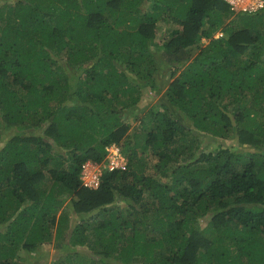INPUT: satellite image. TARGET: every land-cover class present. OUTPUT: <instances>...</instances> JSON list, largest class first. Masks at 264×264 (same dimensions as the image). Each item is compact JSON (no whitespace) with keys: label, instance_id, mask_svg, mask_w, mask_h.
<instances>
[{"label":"trees","instance_id":"1","mask_svg":"<svg viewBox=\"0 0 264 264\" xmlns=\"http://www.w3.org/2000/svg\"><path fill=\"white\" fill-rule=\"evenodd\" d=\"M110 142L125 167L84 185ZM52 240L50 264H264V7L0 0V264Z\"/></svg>","mask_w":264,"mask_h":264},{"label":"built area","instance_id":"2","mask_svg":"<svg viewBox=\"0 0 264 264\" xmlns=\"http://www.w3.org/2000/svg\"><path fill=\"white\" fill-rule=\"evenodd\" d=\"M229 9L232 12H254L264 7V0H226ZM90 160L82 164L80 177L84 185L96 187L98 185L102 171L107 168L113 170L115 168H124L126 164L125 157L116 142H110L105 145V154L101 161H95L93 168L89 164ZM91 168V169H89Z\"/></svg>","mask_w":264,"mask_h":264},{"label":"rangeland","instance_id":"3","mask_svg":"<svg viewBox=\"0 0 264 264\" xmlns=\"http://www.w3.org/2000/svg\"><path fill=\"white\" fill-rule=\"evenodd\" d=\"M221 31L217 30L216 31V36L220 35ZM207 41V39L202 38L199 41V45L205 44ZM195 49V47H194ZM158 101L157 97L152 98L151 96H149V94H144L143 98L139 101V103L134 107L136 108L135 110L138 112V116H140L141 114H143L144 112H146V110H148L149 106L155 102ZM134 109H132V112L135 111ZM137 123V119H134V121L132 120L131 125H135ZM205 143V139H202V143L200 142V146H204ZM226 143H231V140H226ZM237 147L241 148V145H237ZM243 147L245 148V145H243ZM248 147V146H246ZM149 159H147V163L150 164V168L149 171L153 174L156 175V173H154V168L152 167V164L154 163V161L157 159L156 156L154 155H149L148 156ZM126 160V159H125ZM89 164L91 165V168H93V164L95 161H88ZM89 168V169H91ZM157 176V175H156ZM159 178H161L162 180H167V178L162 177L161 175H159ZM58 253H60L59 248H57L54 243L53 240L50 241L49 243H45L44 245L41 246L40 249H36L34 251H24V253H20L23 257L22 260H20L21 264H50L51 259L56 257L58 255Z\"/></svg>","mask_w":264,"mask_h":264},{"label":"clouds","instance_id":"4","mask_svg":"<svg viewBox=\"0 0 264 264\" xmlns=\"http://www.w3.org/2000/svg\"><path fill=\"white\" fill-rule=\"evenodd\" d=\"M216 34V33H215Z\"/></svg>","mask_w":264,"mask_h":264}]
</instances>
